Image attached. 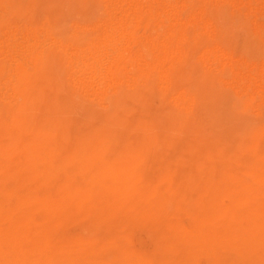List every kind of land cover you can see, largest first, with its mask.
I'll use <instances>...</instances> for the list:
<instances>
[{"label": "clouds", "instance_id": "obj_1", "mask_svg": "<svg viewBox=\"0 0 264 264\" xmlns=\"http://www.w3.org/2000/svg\"><path fill=\"white\" fill-rule=\"evenodd\" d=\"M264 0H0V264H264Z\"/></svg>", "mask_w": 264, "mask_h": 264}, {"label": "rangeland", "instance_id": "obj_2", "mask_svg": "<svg viewBox=\"0 0 264 264\" xmlns=\"http://www.w3.org/2000/svg\"><path fill=\"white\" fill-rule=\"evenodd\" d=\"M260 71L264 72V61L260 63Z\"/></svg>", "mask_w": 264, "mask_h": 264}]
</instances>
